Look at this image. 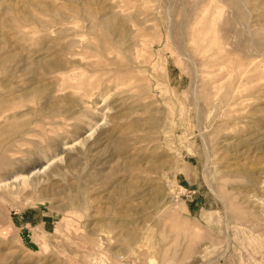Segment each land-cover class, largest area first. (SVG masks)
Segmentation results:
<instances>
[{
    "label": "rangeland",
    "instance_id": "374dc122",
    "mask_svg": "<svg viewBox=\"0 0 264 264\" xmlns=\"http://www.w3.org/2000/svg\"><path fill=\"white\" fill-rule=\"evenodd\" d=\"M0 264H264V0H0Z\"/></svg>",
    "mask_w": 264,
    "mask_h": 264
}]
</instances>
